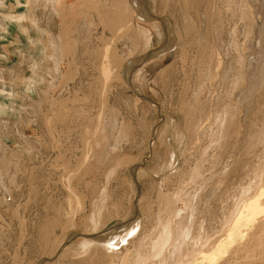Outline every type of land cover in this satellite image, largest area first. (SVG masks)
Instances as JSON below:
<instances>
[{"label": "rangeland", "instance_id": "rangeland-1", "mask_svg": "<svg viewBox=\"0 0 264 264\" xmlns=\"http://www.w3.org/2000/svg\"><path fill=\"white\" fill-rule=\"evenodd\" d=\"M65 1L64 21L48 0L0 1L3 263L164 264L165 259L175 258L181 264L196 259L200 264L197 250L224 235L225 225L247 197L245 187L254 171L264 169V36L255 23L264 18V0H250L255 6L248 0L259 11L252 18L245 15L246 22L234 9L244 0H159L155 20L169 21L168 32L173 31L178 44L160 59L144 62L145 78L140 76L139 81L145 89L139 87L140 92L120 81L122 62L128 55L125 66L149 55L165 41L146 52L138 39L130 40L137 36L133 16H126V24L116 27L118 6L124 0ZM247 22L256 25L249 28ZM232 27L233 33L238 30L236 37ZM51 40L58 47L57 71L49 57L54 53ZM242 55L253 61L249 73L241 66ZM236 70L244 71L245 78L235 75ZM227 105L231 111L225 118L231 117L232 126L223 136L217 119ZM171 119L183 134L178 141L180 174L163 179L151 173L164 166L155 153L162 149L161 130L171 127L165 126ZM252 137L255 141L249 147ZM127 159L131 165L122 161ZM131 184L136 185L134 190ZM161 195L176 198L172 205L181 210L172 219L174 235L168 242L178 245L182 237L180 253L168 244L156 255L152 247L161 233L159 220L163 219L158 217L165 216ZM100 204L101 227L92 234L89 220ZM132 214L139 215L141 231L122 255L102 257L105 254L94 247L78 250L82 237L102 235L116 223L121 227L119 223L130 221ZM186 228L189 238L182 235ZM187 244H194L192 252ZM13 251L19 252L18 259L10 257ZM128 251L131 256L123 259ZM229 254L231 250L215 264H242L240 255ZM262 260L258 263L264 264Z\"/></svg>", "mask_w": 264, "mask_h": 264}, {"label": "bare ground", "instance_id": "bare-ground-1", "mask_svg": "<svg viewBox=\"0 0 264 264\" xmlns=\"http://www.w3.org/2000/svg\"><path fill=\"white\" fill-rule=\"evenodd\" d=\"M2 2V0H0ZM50 2V6L53 7L54 9V12H55V15L57 16L58 19H60V21H64L63 19H65V17L67 16V5H66V1L65 0H48ZM240 1V0H239ZM245 2L243 3V1L240 3V2H237L235 4V7L234 9L236 10H239V12L235 13V15H239L240 16V19L242 21H245V15L246 16H251L252 18V14L253 16L255 15V13H258V11H254V7H252L254 4L250 1V4L248 2V0H244ZM254 1V0H253ZM257 1V0H256ZM249 3L248 5H250L249 7H247L248 5L246 4ZM262 2V1H261ZM166 3V0L165 2ZM243 3V4H242ZM257 3V2H256ZM159 4V0H124L123 2V5L122 3L119 4V11H121L118 15H117V21H116V27L118 26H122L124 23L126 24V16H133V18L136 20V22L138 23L137 26H134L132 24V28L133 30H135V32L137 33V36L136 37H129L130 40H132L134 42V39H138L140 42H141V45H142V49L145 50L146 52L148 50H150L151 46L153 45H156L157 43L159 44L160 42H163L164 44L161 46V48L155 50L154 52L150 53L149 55H145L143 57H141L140 59L134 61V62H130L129 64H127L125 66V63L126 61H128V59L130 58L129 55L126 56L125 60H124V63L122 62V65L120 67V72H118L119 76H120V81L122 82V79L126 80V82L128 84V87L131 86L133 89L136 90V92H140V88H143L145 89V83L144 82H141L139 81L140 80V76L141 78H143V74H144V70L143 68L145 67L144 65H146L148 62V60L150 61L151 59H156V58H159L161 57L162 54L165 55V53L167 52H172L178 42L176 40V37L173 36V31H170L171 33H169L168 31L169 30H172V26L170 25L169 21H167L164 17L163 19L164 20V24H160L158 23L155 19H157L155 16V14L157 13L158 9L160 8V6L158 5ZM246 4V5H245ZM125 5V8H123L122 6ZM232 4L230 3V5L228 6H231ZM256 5V4H255ZM254 5V6H255ZM234 6V4L232 5ZM231 6V7H232ZM264 6V5H263ZM252 8V9H250ZM259 8V7H258ZM262 8V7H261ZM161 9V8H160ZM229 9V8H228ZM227 9V10H228ZM250 9V10H248ZM264 9V7H263ZM233 11V9H232ZM231 11V12H232ZM262 11V10H261ZM123 12V13H122ZM235 12V11H234ZM264 12V11H263ZM185 14V13H184ZM233 14V13H232ZM264 13L261 14V17ZM155 15V16H154ZM234 15V14H233ZM238 16V17H239ZM256 16V15H255ZM254 16V17H255ZM258 16V15H257ZM184 17V16H183ZM244 17V19H242ZM6 18H8L6 16ZM218 18V17H217ZM260 18V17H259ZM129 19V18H128ZM162 19V20H163ZM168 19V18H167ZM185 19V18H184ZM247 19V18H246ZM159 20V19H158ZM161 20V19H160ZM190 20V19H189ZM221 20V19H219ZM240 20V22H241ZM250 20V19H249ZM248 20V22H249ZM255 21L256 18L252 19V21ZM138 21H141L142 23L147 21L148 22V25H142L141 23H139ZM253 21V22H254ZM246 22V21H245ZM247 22V23H248ZM250 23V22H249ZM248 23V24H249ZM255 23L257 24V32L259 33V31H262L263 32V36H264V18L262 20V18H260V23L256 22ZM253 24V25H256V24ZM236 24V23H235ZM243 24V23H242ZM3 25V28H6V26ZM129 25V24H128ZM245 25V23H244ZM243 25V26H244ZM253 25L252 24H249V28L252 27L253 28ZM237 25H235L236 27ZM242 26V28H243ZM235 27H232V34H235V37L238 35V30L234 32L235 30ZM168 28H170L168 30ZM186 28V27H185ZM188 28H191V27H188ZM118 29V28H117ZM120 29V28H119ZM234 29V30H233ZM237 29V28H236ZM248 29V28H247ZM246 29V30H247ZM255 29V31H256ZM188 30V29H187ZM186 30V31H187ZM190 30V29H189ZM242 31V30H241ZM244 31V30H243ZM252 31V29H251ZM254 31V30H253ZM252 31V32H253ZM192 32V33H191ZM190 32V37H192L194 31H191ZM246 32V31H245ZM237 33V34H236ZM240 33V32H239ZM244 33V32H243ZM247 33V32H246ZM249 33V32H248ZM256 34V33H255ZM136 35V34H135ZM247 34H245L243 37L245 38ZM250 35V34H249ZM167 36V38H166ZM199 36V35H198ZM234 36V35H233ZM200 37V36H199ZM248 37V35H247ZM246 37V38H247ZM128 38V39H129ZM249 38V37H248ZM236 39V38H235ZM251 39V37H250ZM253 39V37H252ZM137 40V41H138ZM135 40V42H137ZM138 41V42H139ZM198 41V40H197ZM249 41V39H248ZM244 42V41H243ZM233 43V46H235L236 44V41L235 42H232ZM235 44V45H234ZM242 44H245V43H242ZM249 44V46L253 43L251 42L250 43H247ZM136 45V44H135ZM138 45V43H137ZM241 45V44H240ZM50 46L54 49V53L52 54V52L49 54V57L51 60L54 61V68L53 70L54 71H57V66L59 64V60H58V47L56 45H54L52 43V40L50 41ZM139 46V45H138ZM237 46V45H236ZM239 46V44H238ZM242 46V45H241ZM244 46V45H243ZM246 46V45H245ZM248 46V47H249ZM140 47V46H139ZM251 47V46H250ZM249 47V48H250ZM137 48V46H136ZM206 48V47H205ZM242 48V47H240ZM244 48V47H243ZM242 48V49H243ZM248 48V49H249ZM252 48V47H251ZM250 48V49H251ZM140 49V48H139ZM226 49V48H225ZM244 50V49H243ZM247 50V47L246 49ZM252 50V49H251ZM250 50V51H251ZM249 51V52H250ZM224 53V52H223ZM248 54V53H247ZM228 55V54H227ZM226 55V56H227ZM225 56V58L227 59V57ZM243 56V55H242ZM244 56L245 53H244ZM241 57L240 59L242 60V62L245 60V58ZM248 56V55H247ZM215 57V56H214ZM213 57V58H214ZM229 57V56H228ZM240 56H238L239 58ZM218 58V57H217ZM244 58V60H243ZM160 59V58H159ZM158 60V59H157ZM237 60V59H236ZM240 60V61H241ZM210 61V60H209ZM218 61V60H217ZM237 62L238 64L241 62ZM35 62V61H34ZM146 64H145V63ZM213 62V60H212ZM235 62V61H234ZM252 59H249V60H245L244 62V66L241 64L242 67H245L244 69L248 70L250 68V65L252 64ZM128 63V62H127ZM222 63V62H221ZM227 63V62H226ZM39 64V63H38ZM220 64V62H219ZM35 65V64H34ZM233 66V64H231ZM144 66V67H143ZM211 66V65H210ZM228 66V65H227ZM226 66V67H227ZM231 66V67H232ZM236 66V65H235ZM240 66V65H239ZM241 67V68H242ZM209 68V67H208ZM214 68V67H213ZM236 69H238V71H240L241 69L236 67ZM240 69V70H239ZM230 70V69H229ZM243 70V68H242ZM250 70V69H249ZM249 70L246 72V73H249ZM237 72V70H236ZM244 72V71H242ZM242 72H237L235 73V75L241 73ZM230 73V72H229ZM143 75V76H142ZM240 75V77H241ZM247 75V74H245ZM104 76H107V75H104ZM209 76V74H208ZM238 76V75H237ZM236 77V76H235ZM240 77L238 80H240ZM244 77V75H243ZM241 77V78H243ZM145 78V77H144ZM143 78V79H144ZM245 78V77H244ZM142 80V79H141ZM242 80V79H241ZM244 80V79H243ZM141 82L140 83H138ZM144 81V80H143ZM232 81V80H231ZM234 81V79H233ZM237 82V81H236ZM241 82V81H240ZM243 82V81H242ZM241 82V83H242ZM144 83V84H143ZM235 83V82H234ZM123 84V82H122ZM125 85V86H126ZM237 85H238V82H237ZM236 85V86H237ZM199 86V85H198ZM235 86V87H236ZM240 86V85H239ZM205 87V86H204ZM242 88V87H241ZM237 90V89H236ZM244 90V89H243ZM235 91V90H234ZM2 91L0 90V93ZM141 94V93H140ZM49 95V94H48ZM243 97V93L240 92V97ZM228 98L229 95L227 94L226 95ZM232 96V95H231ZM239 97V96H237ZM241 97V98H242ZM240 100V99H239ZM155 104V103H154ZM150 102V105L156 107V105H154ZM238 106V105H237ZM198 108V107H197ZM234 108V107H233ZM236 108V106H235ZM230 109V108H229ZM228 109V105L223 109V112L221 113L222 115H220V117H218L217 120H222V121H225L224 122V125L221 124L219 121H217L219 123V126L223 127L221 128V132L224 131L223 133V136L224 134L227 132L226 131H229L231 130L230 128V125L232 124L231 123V117L228 118V112H230L231 110ZM198 110V109H197ZM229 110V111H228ZM196 112V111H195ZM217 112V111H216ZM186 113V111H185ZM190 114V113H189ZM226 114L228 115L227 116V120L225 118ZM231 114V113H230ZM193 116V115H192ZM235 116V114H234ZM233 117V116H232ZM225 118V119H224ZM188 119V118H187ZM230 119V121H229ZM192 121V120H191ZM168 122V121H167ZM216 122V121H215ZM187 123V122H186ZM223 123V122H222ZM235 123V122H234ZM221 124V125H220ZM226 124V126H225ZM165 126H171V127H165V128H162L161 130V135H160V144L162 145L161 146V150H157V152L155 153V157H156V160L160 163H163V168L161 167V169L157 170V171H152L151 174L153 175H156V177H160V176H163V179L165 178L166 179V175L167 174H170V176L172 175H179L180 174V163H179V148H178V141L179 139L181 140V138H183V134L182 132H178L177 130H175V120L174 119H171V121H169L167 123V125ZM187 126V125H186ZM232 126V125H231ZM230 127V128H229ZM172 128L171 130V133L169 132V129ZM220 128V127H219ZM218 128V129H219ZM187 129V127H186ZM211 133V132H210ZM126 134H124V137H126ZM221 134V133H220ZM169 135V137H168ZM226 136V135H225ZM216 137V136H215ZM168 138V140H167ZM237 138V137H236ZM224 139V138H223ZM100 139L97 140V145L100 144ZM235 141V140H234ZM255 141V138L252 137V140L250 141V144H249V147L252 146L253 142ZM264 145V144H263ZM180 147V146H179ZM8 153L7 151L4 152V155ZM10 153V152H9ZM263 154H264V150H263ZM6 156V155H5ZM125 164L130 162L131 160L130 159H127V160H122ZM122 161H121V164H122ZM264 161V160H263ZM117 163V162H116ZM132 163V162H131ZM135 163V162H134ZM264 163V162H263ZM262 163V164H263ZM120 164V161L118 163V165ZM129 164V163H128ZM262 164H260L262 166ZM131 165V164H129ZM117 167V165H116ZM114 167V168H116ZM264 167V166H263ZM119 168V167H118ZM178 168V169H177ZM142 169V168H141ZM113 170V169H112ZM132 170V169H131ZM145 170V169H144ZM148 171V170H147ZM110 172V171H109ZM114 173V170L112 171ZM110 172V174L112 173ZM141 172L142 171H137L136 174L137 176L141 175ZM112 173V174H113ZM144 174V172L142 173V175ZM107 175V174H106ZM109 175V173H108ZM2 182V178H0V185L1 186H4ZM134 182V181H133ZM136 184V183H135ZM133 185L131 184V186L133 187V190L134 188L136 187V185ZM130 186V187H131ZM5 187V186H4ZM245 193L247 195V197L245 199H243L242 201H240V203L238 204L239 205V209L237 210L236 213H234L235 215L232 216L233 218H229L230 219V222L227 223L226 228L224 229V232L222 235V237L220 236H217V238H215L214 240L212 241H208L209 244L207 246L206 249H201L200 247H198V245H196L199 249V251L197 250V252L199 253V256L201 258V261H200V264H215L217 258L219 256H223L225 257V253H227L229 250H231V255L233 253V255L235 254H238L240 255L243 260H242V264H256V263H260L262 262L263 258H264V169L263 170H255L254 171V175L253 177L251 178V180L249 181V183L246 185L245 187ZM103 189H102V193H103ZM249 194V195H248ZM103 197H104V193L102 194ZM101 196V194H100ZM106 196V195H105ZM171 195H161V199L162 201L160 203H162L163 205V209L161 210L162 212H164L165 216L164 218H162V216L160 215V217H158V220L159 218L163 219L162 221L159 220L161 223L158 221V225H161V233H160V236L159 238H157L156 240H152V243H153V246L152 247H155L156 249V255L159 253V252H163V250L165 249L166 245L168 246V242L170 240V238H172V236L174 235L173 232H174V228H173V225L171 224V222L173 221V217L177 216V214L179 215L181 212L180 211H177L175 206L172 205L173 203V199H176L172 197H170ZM197 196V195H196ZM102 197V198H103ZM176 197V196H175ZM101 199V198H100ZM191 200V199H190ZM101 201H104L103 199ZM105 202V201H104ZM103 202V203H104ZM96 203V202H95ZM97 204V203H96ZM161 205V206H162ZM94 206V204H93ZM102 206L103 204L98 207L95 205V209H98V212L96 214H93L89 220V226H90V229L89 231L92 232H95L99 226L101 227V224L99 222V219L101 217V212H102ZM140 209V208H139ZM237 209V208H236ZM142 210V209H141ZM161 212V214H162ZM180 212V213H179ZM95 213V212H94ZM188 213V212H187ZM134 214V213H133ZM131 215V220L128 221L127 223L125 224H122V223H119V225H121V227L119 226L117 228V223L115 224L116 225V228H112V229H108L107 232H103L102 235H99V236H94V237H82L80 239V242L78 244V250H80L81 252H84L85 250L89 249L90 247H94L96 248V250H100L99 252L102 251V257H107V256H119V255H122V251L125 250L128 248V246L131 244V242L136 238H137V235H139L138 233L139 230L141 231V220L139 218V215L135 214L136 216L134 215ZM181 215V214H180ZM226 217V216H225ZM223 220V219H222ZM226 221V220H225ZM160 223V224H159ZM173 223V222H172ZM176 226V225H175ZM160 229V228H159ZM158 232V231H157ZM156 232V233H157ZM189 230L186 228L184 229V231L182 232V235L184 236H187L189 238ZM91 235V233H90ZM183 236V237H184ZM140 237V236H139ZM180 237V235H179ZM220 237V238H219ZM181 240L183 239L182 237H180ZM179 238V240H180ZM185 238V237H184ZM198 238V237H197ZM206 238V237H204ZM64 239V238H63ZM191 239V238H190ZM176 240V238H175ZM180 240V243L178 245H173L172 244H169L170 246L172 247H176L177 246V249L175 250L178 251V253H180L179 251L181 250V247L182 246V243L185 241L184 239L181 241ZM196 243H198L199 241L196 240V239H193ZM201 240V239H200ZM63 241V240H62ZM61 241V242H62ZM145 241V240H143ZM142 241V243H143ZM178 241V240H177ZM177 241H175L177 243ZM193 241V242H194ZM204 240L202 239V242ZM140 242V241H139ZM138 242V243H139ZM188 242V241H187ZM186 242V243H187ZM192 242V241H191ZM133 243V242H132ZM141 242H140V246L143 245ZM200 243V242H199ZM235 243V244H234ZM60 244V243H59ZM58 244V245H59ZM57 245V246H58ZM184 245V243H183ZM188 245V244H187ZM194 245V244H193ZM193 245L187 247L189 248L188 251L189 252H192L190 251V249L193 247ZM56 246V248H57ZM137 246V245H136ZM201 246V245H200ZM183 247V246H182ZM206 247V246H205ZM180 248V250H179ZM195 249V247H194ZM229 249V250H228ZM92 250V249H91ZM95 250V249H94ZM128 250V249H127ZM139 250V249H138ZM154 250V249H153ZM196 250V249H195ZM56 251V249H55ZM98 252V251H97ZM165 252V251H164ZM174 253V252H173ZM235 253V254H234ZM131 252L129 253L126 252V254H124L125 256L123 257V259L126 257V256H131ZM141 254V253H140ZM160 254V253H159ZM176 254V253H175ZM101 255V254H100ZM99 255V256H100ZM138 255V254H137ZM136 255V256H137ZM142 255V254H141ZM163 255V254H162ZM230 255V254H229ZM230 255V256H231ZM98 258H102V257H99ZM227 256V255H226ZM135 257V254L133 255V257H129V258H134ZM158 257V256H156ZM163 257V256H162ZM232 257V256H231ZM128 258V257H127ZM179 258V257H178ZM185 258V257H184ZM138 259V257L136 258ZM196 259V258H195ZM109 260V259H108ZM135 260V259H134ZM197 260V261H196ZM195 261H191L186 263V264H199L197 263L198 262V259H196ZM44 261V260H43ZM140 261V259L138 260ZM142 261V260H141ZM144 261V259H143ZM158 261V260H157ZM45 262V261H44ZM102 262V261H101ZM163 262V261H162ZM202 262V263H201ZM43 263V262H41ZM164 264H181L182 262L179 261L178 259H172V261H166V259L164 260L163 262ZM224 263V262H223ZM258 263V264H259ZM46 264H47V260H46ZM159 264V263H158ZM226 264H227V261H226ZM262 264V263H261Z\"/></svg>", "mask_w": 264, "mask_h": 264}, {"label": "crops", "instance_id": "crops-1", "mask_svg": "<svg viewBox=\"0 0 264 264\" xmlns=\"http://www.w3.org/2000/svg\"><path fill=\"white\" fill-rule=\"evenodd\" d=\"M16 253L17 252L13 251V254L10 257L13 259H18L19 258V252H18V254H16ZM5 255H6L5 251H0V264H4L2 260L4 259ZM15 264H18V263L15 262Z\"/></svg>", "mask_w": 264, "mask_h": 264}]
</instances>
